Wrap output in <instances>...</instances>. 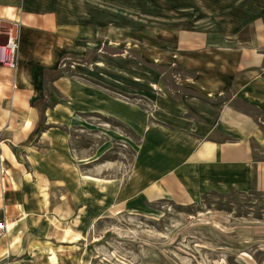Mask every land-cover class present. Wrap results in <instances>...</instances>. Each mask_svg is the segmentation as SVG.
I'll return each mask as SVG.
<instances>
[{
	"label": "crops",
	"instance_id": "0c3cea01",
	"mask_svg": "<svg viewBox=\"0 0 264 264\" xmlns=\"http://www.w3.org/2000/svg\"><path fill=\"white\" fill-rule=\"evenodd\" d=\"M145 28L173 36L163 61L139 40V56L95 53L106 31ZM14 35L16 65L0 58V264L69 262L53 239L90 190L66 128L91 116L140 137L129 182L148 174L152 197L264 193V0H0V46ZM149 62L185 71L181 92Z\"/></svg>",
	"mask_w": 264,
	"mask_h": 264
},
{
	"label": "rangeland",
	"instance_id": "374dc122",
	"mask_svg": "<svg viewBox=\"0 0 264 264\" xmlns=\"http://www.w3.org/2000/svg\"><path fill=\"white\" fill-rule=\"evenodd\" d=\"M135 40L154 44L159 55L161 48L174 44L171 34L152 28L109 30L95 53L107 59L139 56L140 51L131 46ZM153 58L163 61L150 49L149 61ZM150 62L154 69L149 75L179 94L173 75L183 76L185 71ZM144 67L138 68L139 78L147 74ZM89 120L84 130L66 128L86 181L84 188L90 191L84 210L77 208L72 216V231L53 239L54 254L68 259L67 264H264V193L210 191L192 202L152 197L148 174L129 182L140 137L113 119L91 116ZM114 128L122 140L104 134ZM105 140L109 148L98 150Z\"/></svg>",
	"mask_w": 264,
	"mask_h": 264
},
{
	"label": "built area",
	"instance_id": "2783aa9c",
	"mask_svg": "<svg viewBox=\"0 0 264 264\" xmlns=\"http://www.w3.org/2000/svg\"><path fill=\"white\" fill-rule=\"evenodd\" d=\"M18 51V37L11 36L6 44L0 46V58L7 65L14 67L16 65V56ZM0 228H3V222H0Z\"/></svg>",
	"mask_w": 264,
	"mask_h": 264
}]
</instances>
